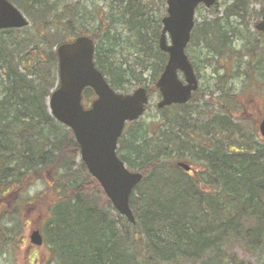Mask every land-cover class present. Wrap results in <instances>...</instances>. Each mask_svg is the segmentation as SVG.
<instances>
[{
	"label": "trees",
	"instance_id": "16d2710c",
	"mask_svg": "<svg viewBox=\"0 0 264 264\" xmlns=\"http://www.w3.org/2000/svg\"><path fill=\"white\" fill-rule=\"evenodd\" d=\"M11 1L22 6L21 0ZM125 1L129 6L118 16H99L96 28L80 22L71 6L66 21L54 24L57 41L51 46L31 34H17L26 29L0 31V201L44 179L46 190L31 205L41 207L39 199L46 194L40 230L47 264H222L234 245L264 264V139L244 133L230 113L204 115L203 121L193 116L194 106L188 103L157 110L158 119L149 123H127L117 152L129 168L144 174L130 198L134 223L117 212L85 164L76 163L80 149L72 130L50 114L47 98L58 81L55 46L60 42L81 34L93 37L96 65L120 92H129L127 85L134 81L143 82L152 59L160 61L154 76L162 71L167 55L158 47L160 24L154 27L150 9H132L139 1ZM248 1L235 0L220 16L195 26L192 37L202 34L199 44L208 55L232 52L236 37L230 18L243 19ZM36 16V26L50 35L53 22H47L46 9ZM118 24L119 35L112 30ZM126 51L143 60L139 69ZM251 52L247 48L246 54ZM93 98V90L86 88L84 105ZM179 160L202 169L186 172L177 166ZM18 211L0 214V257L22 229Z\"/></svg>",
	"mask_w": 264,
	"mask_h": 264
},
{
	"label": "rangeland",
	"instance_id": "374dc122",
	"mask_svg": "<svg viewBox=\"0 0 264 264\" xmlns=\"http://www.w3.org/2000/svg\"><path fill=\"white\" fill-rule=\"evenodd\" d=\"M139 2L138 4H131L132 9H136L137 5L150 9L154 27L157 28L159 24L161 26V19L166 15V0H139ZM234 2L235 0H218L210 8H206L203 4L198 6L195 13L196 25L198 23L202 24L204 20L215 18L217 15L220 16L221 12L231 4L234 5ZM21 3L22 6L18 8L27 16L29 25L26 30L19 31L17 34L22 38H27L31 34L35 40L45 39V43L49 44L47 46H51L57 41L54 37L52 38L55 31L54 24H63L67 17L64 14L68 13L67 9L73 5L74 7L69 10L73 11L76 6L80 22H83L85 26L91 25L93 28L98 25L97 18L99 16L104 18V15L111 13L118 16L126 6H129V1L125 0H21ZM66 5H68L67 8ZM41 8L47 11V22H53L52 29L48 32L50 35L46 34V29L39 28L34 23V20L37 19L36 12ZM91 11L94 13V18H91ZM245 11L243 19L231 15L232 25H230V29L234 31L236 38L231 43L232 52L228 56L217 57L208 55L203 46L199 44L202 38L201 33L196 38L193 37L190 42L187 51L196 67L200 87L195 94V98L189 102V105L194 106L193 116L202 118L201 120L203 121L207 120L204 115H214L221 110L227 111L237 120L239 127L244 130V133L249 130L246 134L250 135L252 133L253 137L255 136V139L260 141L262 136L259 132V124L264 117V60H262L264 59V41L262 34L255 29V25L263 18L264 0H249ZM157 29L159 31L160 27ZM112 30L117 34L120 31L123 32L119 24L113 26ZM38 31L43 34L41 36L35 34ZM99 31V28L96 29L98 34H100ZM121 36V41L125 42V38H123L125 34L121 33ZM120 45L125 46L121 42ZM124 48L126 49V46ZM247 48L252 50L251 53H247L248 55L246 54ZM126 54L133 66L139 69L138 66H141L143 60L139 59L134 53L128 52ZM150 57L149 60L152 59ZM257 58L262 61L258 62ZM152 60L153 62H149L146 66L148 69L144 70L143 82L134 81V83L127 85L131 92L141 84L149 89L151 94L150 103L145 114L140 118L146 123L157 120L159 117L156 104L160 100V95L155 86L159 75L157 77L154 76V69L160 61L157 58ZM137 62L139 65H137ZM257 65L262 67L260 71H257ZM172 112L167 115L171 117ZM196 142H199L198 139ZM230 146L233 147V145ZM78 162H80L79 158L76 159V163ZM193 164L195 168L202 169L197 163ZM49 178L47 177V179ZM43 180H33L24 188L23 194L13 193L6 196V198L8 197L6 200L2 198L0 201V214L4 213V216L7 215L8 217L18 208L19 217L22 220V229L19 231L18 236L15 237L16 242L12 247L8 248V252L6 251L0 257V264L48 263L46 248L44 246L32 247L29 242L31 231L36 228L41 229L44 224L42 217L45 210L46 194L39 199L38 203L41 204V207L39 205H31L33 197L38 193H44L46 190ZM225 257L226 260H223L222 264H231V260L234 259L239 262L257 264L249 252L240 245L231 246ZM192 263L187 262L185 264Z\"/></svg>",
	"mask_w": 264,
	"mask_h": 264
},
{
	"label": "water",
	"instance_id": "95a60500",
	"mask_svg": "<svg viewBox=\"0 0 264 264\" xmlns=\"http://www.w3.org/2000/svg\"><path fill=\"white\" fill-rule=\"evenodd\" d=\"M216 1L167 0V15L162 18L159 48L168 54V61L156 83L162 96L158 108L186 103L197 90L198 79L185 49L194 27L196 7L200 3L210 7ZM27 24V19L13 4L0 0V30L21 28ZM256 28L264 35V19ZM94 50V42L88 36H79L58 46L59 82L49 97V111L56 120L72 130L80 146L81 159L114 208L134 223L130 196L143 174L127 168L117 154V146L126 122L143 115L149 95L144 87L130 94L115 91L96 67ZM179 71L185 81L179 78ZM86 87H90L97 96L89 108L82 104V93ZM259 131L264 137V119ZM178 166L191 170L185 162H179ZM30 241L37 246L42 245L39 230L30 234Z\"/></svg>",
	"mask_w": 264,
	"mask_h": 264
},
{
	"label": "bare ground",
	"instance_id": "6f19581e",
	"mask_svg": "<svg viewBox=\"0 0 264 264\" xmlns=\"http://www.w3.org/2000/svg\"><path fill=\"white\" fill-rule=\"evenodd\" d=\"M137 172H141V171H137Z\"/></svg>",
	"mask_w": 264,
	"mask_h": 264
}]
</instances>
